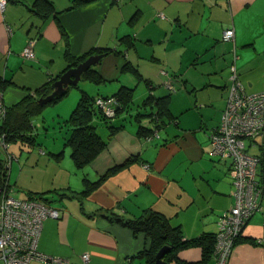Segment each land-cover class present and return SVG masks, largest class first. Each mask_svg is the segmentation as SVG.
Masks as SVG:
<instances>
[{"label":"crops","instance_id":"obj_1","mask_svg":"<svg viewBox=\"0 0 264 264\" xmlns=\"http://www.w3.org/2000/svg\"><path fill=\"white\" fill-rule=\"evenodd\" d=\"M77 1L7 0L0 10V86L9 108L62 72L69 56L105 52L95 68L103 80H85L87 90L106 96L132 88L135 108L115 116L112 123L118 119L113 124L123 126L82 166L83 185L85 178L95 181L121 167L84 195L85 187L77 180L71 184L69 172L54 168L45 156L21 161L8 144L0 152V165L9 153L13 196L39 194L62 211L59 218L43 221L39 251L66 258L64 264H125L127 258L146 264L139 254L150 238L108 216L135 218L152 209L179 226L186 239L217 231L218 216L232 204L233 181L230 157L211 154L209 134L226 104L234 47L245 91L264 90V0ZM230 26L234 41L221 40ZM30 37L36 39L34 59L22 55ZM149 96H165L167 102L154 143L138 133L139 125L155 127L147 115L154 108L139 106ZM62 110L57 116L67 118ZM133 111L130 119L136 124L131 125L127 114ZM245 144L247 153L260 156L255 179L262 183L264 135L246 138ZM260 202L262 208L247 220L228 264H264V192ZM84 252L89 254L86 263L80 258ZM171 256L168 264H214L211 256L203 257L201 246L180 247Z\"/></svg>","mask_w":264,"mask_h":264},{"label":"built area","instance_id":"obj_2","mask_svg":"<svg viewBox=\"0 0 264 264\" xmlns=\"http://www.w3.org/2000/svg\"><path fill=\"white\" fill-rule=\"evenodd\" d=\"M6 3V0H0L1 11ZM221 39L234 41L233 26L222 31ZM35 40V37L27 40L22 50L25 58H35ZM232 56L226 105L219 125L209 135L211 154L218 158L230 157L232 160L233 181L232 204L217 218V231L211 253L214 264H228L247 220L262 208L260 200L264 192V172L262 183L255 179L260 156L247 153L245 144L246 138L264 135V90L254 93L245 91L237 74L238 55L235 47ZM95 102L106 116L112 117L114 107L110 104L116 103L115 98L96 97ZM5 115L4 91L0 88V123ZM7 146L5 135L0 133V152H5ZM5 154L6 161L0 173V264H29L32 260H40L46 264L67 263L66 258L52 256L37 249L43 221L48 217L59 218L62 211L36 196L24 199L13 196L9 184L12 161L10 154ZM80 258L86 263L89 254L84 252ZM125 264L133 263L127 258Z\"/></svg>","mask_w":264,"mask_h":264},{"label":"trees","instance_id":"obj_3","mask_svg":"<svg viewBox=\"0 0 264 264\" xmlns=\"http://www.w3.org/2000/svg\"><path fill=\"white\" fill-rule=\"evenodd\" d=\"M12 1L21 2V0ZM89 1L90 0H79L76 2V4H84ZM102 52L103 51H99L97 49L92 50L78 58H72L69 56L67 66L62 72H60L55 77H50L48 81L38 86L34 90L28 92V94H26L20 101L13 104L11 107H6V115L3 121L0 123V133L5 135L6 142L10 144V141L16 139L31 140L32 136L29 135L30 131L32 130L31 119L35 115L40 113V111L46 105L52 104L54 102L56 103V101L62 99L67 91L64 95L55 96L53 100L43 105L39 104L37 102V99L41 96H46L47 94H49L52 91L51 83L69 67L75 66L91 54ZM80 80H90L94 83H98L103 79L95 68L90 67L84 73H82ZM132 91V88L121 87L118 92L111 95L93 96L88 92L81 90L80 97L77 101L76 106L64 120L70 129V134L66 138V143L71 147L70 156L72 161L75 162L76 166L82 167L85 164L89 163L101 150L106 147V145L108 144V140L111 138L113 133L123 126L122 124L114 125L112 121L117 114L130 109V107L132 106ZM96 97L115 98L116 103L110 104L114 107V115L112 119L111 117L106 116L103 110L96 104ZM139 106L144 107V109H146L147 107H150V109L154 108V110L149 112L147 115L151 117L152 121L154 120L155 127L147 128L142 125L138 126V133L146 138H149L154 129H158V121H160V119H162L167 114L166 97L162 96L155 98L149 96ZM139 115L140 112H137L133 115V117L137 118ZM98 127L104 128V137L98 132ZM131 160L132 159L130 158L127 160V162H130ZM118 167H121V165L109 169L104 175H100L95 181H90L85 178V188L80 193L86 195L90 190L96 188L108 174L116 171ZM1 168L2 166L0 165V170ZM36 197L41 198L47 202V200L44 199L42 195L38 194ZM108 217L111 221L118 222L121 225L127 226L134 232H143L147 237L150 238L149 247L142 250L139 254L144 255L146 264H154L156 252L161 246L165 244L170 246L169 251L164 255V260L166 261H168L169 258L172 257V253L177 248L194 245L201 246L204 258L211 256L216 232L214 234L204 232L200 236L186 239L182 236L179 226L171 225L164 215L152 209L143 210V212L135 218L127 219L120 216L111 215Z\"/></svg>","mask_w":264,"mask_h":264},{"label":"rangeland","instance_id":"obj_4","mask_svg":"<svg viewBox=\"0 0 264 264\" xmlns=\"http://www.w3.org/2000/svg\"><path fill=\"white\" fill-rule=\"evenodd\" d=\"M97 66H98V63L93 65L92 67L96 68ZM86 84H90V83L86 82L85 80H80L76 85L69 86L65 96L62 99L56 101V103L54 102L52 104L46 105L40 111V113H38L32 118V125H33L32 139L31 140L29 139L28 140L27 139L12 140L10 141L8 151L11 153H15L16 157L21 156V161L22 159L23 160L27 159L28 155H29V158H33L36 155L45 156L49 158L50 160H52L51 164L53 165L54 168L60 166L61 168L60 171L61 170L62 172L66 171L67 173L69 172V180L71 181V184L75 185V182H76L75 180H77L79 184L83 185V182H82L83 179H81L82 167L76 166L75 162H72V159L70 156L71 147L70 145L66 143V140H67L66 138L70 134L69 126L65 123L64 121L65 118H62V117L59 118L57 116V109H60L63 107L62 113L68 116L69 113L72 111V109L76 106L77 101L80 97L81 90H84L88 92L89 94L92 93L89 90H87ZM131 108H133L134 110L135 107L132 106ZM64 109H66L67 112L64 113ZM134 112L135 111L127 114L128 124L130 123H132L131 125L136 124L134 119L133 120L130 119L132 118L131 114H133ZM113 115L111 119L113 118ZM43 116H45V118H43ZM128 116H129V119H128ZM119 122L120 120L116 119V121H114L113 123L117 124ZM97 130L103 137L105 136L104 128L98 127ZM159 132H161V130L158 131V129H154L152 133L153 135L151 134L150 136L152 138L151 139H148L146 137L145 138L148 139V141H153L154 143L155 141L158 140L160 136ZM39 149L43 151V154H40ZM13 162H14L13 164H15L16 160H14ZM11 165H12V162H11ZM1 170H0V173H1ZM10 170H12L11 166H10ZM74 173H76V175H74ZM83 186L85 187V184ZM136 263L140 264L137 261Z\"/></svg>","mask_w":264,"mask_h":264},{"label":"water","instance_id":"obj_5","mask_svg":"<svg viewBox=\"0 0 264 264\" xmlns=\"http://www.w3.org/2000/svg\"><path fill=\"white\" fill-rule=\"evenodd\" d=\"M104 55L105 53L103 52L91 54L75 66L69 67L51 83L52 91L46 96L39 97L37 102L43 105L53 100L55 96L64 95L68 87L76 85L80 81L82 73L93 65L99 63ZM169 249L170 246L167 244L161 246L155 254L154 264H168V262L164 260V255L169 251Z\"/></svg>","mask_w":264,"mask_h":264}]
</instances>
